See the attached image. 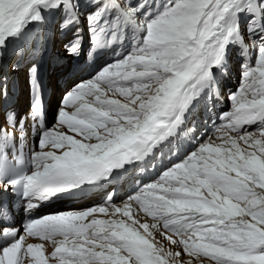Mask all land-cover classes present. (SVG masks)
Masks as SVG:
<instances>
[{
    "label": "snow or ice",
    "instance_id": "6c2138e0",
    "mask_svg": "<svg viewBox=\"0 0 264 264\" xmlns=\"http://www.w3.org/2000/svg\"><path fill=\"white\" fill-rule=\"evenodd\" d=\"M82 22L89 56L130 47L71 84L49 126L37 61L69 32L64 52L78 58ZM234 51L231 109L196 137L189 114ZM22 68L24 114L9 103ZM0 100V264H264V0H0ZM29 134L38 143L25 151ZM188 135L193 148L119 204L107 192L83 210L14 216L17 199L30 213L102 187Z\"/></svg>",
    "mask_w": 264,
    "mask_h": 264
},
{
    "label": "bare ground",
    "instance_id": "6f19581e",
    "mask_svg": "<svg viewBox=\"0 0 264 264\" xmlns=\"http://www.w3.org/2000/svg\"><path fill=\"white\" fill-rule=\"evenodd\" d=\"M82 2H83V0H82ZM81 25L84 27L86 24L84 23V22H82L81 23ZM85 34H86V32H85ZM69 37H70V35H68ZM85 37H88V35H86ZM89 38V37H88ZM57 43V42H56ZM124 43L125 44H127V42H125L124 41ZM124 44V46H123V48H122V53H126V51L129 49V47L130 46H128V44L127 45H125ZM55 45V44H54ZM61 44H58V48L59 49H62L61 47ZM98 52H103V50H97ZM98 52H96V54L98 53ZM119 53H121V51L120 52H118V54L117 53H115V55L113 54V53H110L109 55V57H110V60H109V63H111L112 62V60H114L116 57H117V55H119ZM93 54H95V53H93ZM235 55H236V53H235V51H234V53H233V55H232V59H231V63H230V65H229V68H230V66L233 68L234 67V60H235ZM251 55H255V53L253 52V53H251ZM103 56V55H102ZM96 57H98V55L96 56H94V60L96 59ZM97 62V63H96ZM96 62H94V63H96V65H97V69L98 68H100V67H102L103 65H105L106 63H108V62H106V61H103V60H98V61H96ZM60 65V64H59ZM52 69H54V70H56L54 67H52V66H50V67H48V66H46V69H44V71H45V74H46V76L45 77H47V74H48V77H49V79L51 78V73L53 74V70ZM90 70V69H89ZM75 73H74V75H73V77L75 76V77H77L76 75L78 74V72L79 71H74ZM87 72V74L89 73V71H86ZM231 73L232 72H234V69H233V71H230ZM230 72L228 73V77L230 78V83L228 84V86L226 87V88H228V91L231 93V91H236V89L239 87V83H240V72H239V76H238V79H237V81L235 80L236 78H232L231 77V75H230ZM24 73H25V71L22 69V70H20L16 75L20 78L21 76H22V74H23V76H24ZM16 76V77H17ZM60 77V76H59ZM61 77H63V76H61ZM80 78V77H79ZM82 78V77H81ZM220 78H221V82L219 81L220 80ZM60 79H62V78H60ZM71 78L70 77H66V79H64V82H63V84H65L68 80L69 81H71L70 80ZM81 79H77V80H74L71 84H73V83H76V82H79ZM218 81H219V83H218V88H220V86H221V84L223 83L222 82V77H221V75H219L218 74ZM46 82H47V84L49 85V80H47V78H46ZM71 84H69V86L71 85ZM58 85V84H57ZM53 88L54 89H57V86L56 85H53ZM52 93H50V94H52L51 95V97L52 96H54V95H60V92H58V93H56L57 92V90H55V92H53L52 90H50ZM22 93H23V88H22V86L20 87V91H19V95L17 96V103H16V106H18L19 107V111H21L23 114L24 113H27V110H24V106L25 105H27V103H26V99H25V95L23 96L22 95ZM62 93V92H61ZM215 93V95H216V93L217 92H214ZM223 92L222 91H220V94H221V96L219 97V98H215L214 100V102H213V104H212V101H213V93L211 94V97H210V100H211V105H209V108L210 107H212L213 105L215 106V109H214V107L213 108H210V110H207L206 109V113L205 114H201V115H199L198 116V119L195 121V123H194V126L196 125V124H199L200 126H202V127H198V126H195V127H193V128H189V129H194L195 130V136L196 137H204L205 136V133H207L208 135H211L212 134V132H213V125L214 124H216V125H219L220 123H221V121H220V119H219V117H220V115L223 113V112H225V111H221L222 109H225L224 107H226L227 106V104H226V100H227V102H229L230 103V101H229V99H228V96H229V94L230 93H228L227 95H226V93L224 92V94H222ZM54 94V95H53ZM206 95H207V97H206ZM208 95H210V93H207V94H205L201 99H200V101L193 107V109H192V111H191V113L189 114V117H188V121L187 122H189L191 119H192V113H193V110L195 109V110H198V107L199 106H201L200 104L201 103H204V108H206V104H207V101H209V98H208ZM58 99V98H57ZM222 99V100H221ZM217 100V101H216ZM221 100V101H220ZM53 102H54V100L53 99H51L50 100V103H49V105L51 104V106H52V104H53ZM50 106V110H52V107ZM231 109V104L229 105V110ZM217 110V111H216ZM228 110V111H229ZM211 112H213L214 113V115H211V118H209V120L211 119V121L209 122V120L207 119L208 118V116H209V114L211 113ZM201 117V118H200ZM50 118V117H49ZM201 119V120H200ZM202 119H204V124L205 125H207V126H204L203 124H202ZM201 122V123H200ZM200 133H202V134H200ZM187 138H184L183 137V142H182V144H181V146H187V145H189L190 146V148L187 150V152L188 151H190L192 148H193V146H194V140H193V138H192V136L191 135H188V136H186ZM176 140H177V138H176ZM36 143H38V137H34L33 135H31V134H29V136H28V139H27V146H26V149H25V151H29V150H31L32 148H33V146H34V144H36ZM172 143V142H171ZM178 144H179V140L177 141V145H176V147H175V149L177 148V146H178ZM167 145H169V144H167ZM163 151V147L160 149V152H162ZM165 151H166V149H165ZM179 151H180V149H178L177 150V152L175 153V155H170V154H167V158H169L170 160H166L165 158H164V155H163V157H162V160L160 159V160H157L156 161V158H154L153 156H151V157H149V158H147L144 162H142V163H139V164H137V165H135V166H126V168L125 169H121V170H123V171H125V173H124V176H126L127 177V179H128V181H130V184H132V185H134V188H136L135 187V184L133 183L134 181H132V179L130 178V173H132L131 174V177L133 178V179H135V181H137V179H142L143 177V179H142V181H141V183L142 182H145V184L144 185H146V184H148V183H150L149 181H148V179H150V176H148V177H145V176H143L145 173H146V170H150V168L148 167L149 165H151V167H154L153 165L155 164V165H158V166H161V167H163L162 169L163 170H165L166 168H169V167H171L172 166V164H174V163H177V162H179L180 161V159H182L183 158V156L185 155V153H187V152H185L184 154H182V155H180V153H179ZM170 153V152H169ZM153 161H155L154 163H153ZM161 162V163H160ZM115 171V170H114ZM143 171H145V173H143V175H142V172ZM128 172H130V173H128ZM140 183V184H141ZM129 185V184H128ZM143 186V185H142ZM109 187L111 188V189H113L114 191H117L118 190V186H116V185H109ZM133 187V186H132ZM138 188L139 187H141V185H139V186H137ZM71 194H73V195H75V193L74 192H72ZM0 195H2V194H0ZM82 198H84V199H76V198H74L73 199V201H72V203L71 204H68V201L67 200H65V202L63 203V204H60V202H56V203H54V205H51V206H49L45 211H44V213L46 214V215H49V214H56V213H61V212H68V211H76V210H83V209H85V208H88V207H91V206H93V205H100V204H102L103 202H104V200H105V194L104 193H101V190L100 191H98L97 193L95 192V193H92V194H88L87 196H85V197H82ZM116 203L117 204H119L120 203V201H116ZM17 214H18V212H14V216L16 217L17 216ZM29 242H35V241H29ZM48 250L49 251H51V247L49 246V248H48ZM186 259H187V257H185Z\"/></svg>",
    "mask_w": 264,
    "mask_h": 264
},
{
    "label": "rangeland",
    "instance_id": "374dc122",
    "mask_svg": "<svg viewBox=\"0 0 264 264\" xmlns=\"http://www.w3.org/2000/svg\"><path fill=\"white\" fill-rule=\"evenodd\" d=\"M86 26V25H85ZM84 26V27H85ZM66 35H71V33L69 32V33H67ZM125 42H127V44H128V46H130L129 45V42L128 41H125ZM88 43H89V40H88V37H85V41H84V43L82 44V49L84 50V48L88 45ZM126 44V45H127ZM56 50V49H55ZM100 50H102V49H100ZM96 52H98V51H96ZM96 52H95V54H93L92 56H90V61H89V63L86 65V66H88V70L89 69H91V68H93L94 67V70H96L97 69V65H96V61H98V60H102L101 58L103 57V56H101V58H98V59H95L94 60V56L95 55H98V53L96 54ZM127 52V51H126ZM114 55H115V53H113ZM119 54H121V53H119ZM238 55L236 54L235 55V60H234V69H235V77H234V73H232L231 75H232V78H236L235 80L237 81V79H238V76H239V72H240V64H241V60H240V58L238 57ZM97 58V57H96ZM62 61V60H61ZM90 62H92V65H89L90 64ZM94 62H96V63H94ZM56 66H60L62 63L59 61V60H56ZM60 64V65H59ZM56 66H52V67H56ZM85 66V67H86ZM55 69H57V68H55ZM87 69H85V70H87ZM93 70V71H94ZM238 71V72H237ZM91 72H89L88 74H80L81 75V77H84V76H86V77H88L89 76V74H90ZM93 73V72H92ZM77 79H79L78 78V76L77 77H74L73 79H70L71 81H67L66 83H65V85H69V84H71L74 80H77ZM220 82H221V78H220V80H219ZM223 84V83H222ZM222 84H221V87H222ZM223 86H225V87H227L228 86V84H225V85H223ZM228 89V88H227ZM211 94H212V92H211ZM222 100V99H221ZM220 100V101H221ZM215 100L213 99V101H212V104H213V102H214ZM226 104H227V106L226 107H224L225 109H222L221 111H228L229 110V105L231 104V103H229V102H227V100H226ZM214 107V109H215V106L213 105L211 108H213ZM200 108V106L198 107V109ZM217 111V110H216ZM53 115L50 117V119H49V122H48V124H49V126H51L52 124H54V121H55V118L53 119ZM209 118H211V116H208V120H209ZM201 123V122H200ZM203 124V123H202ZM198 127H202V126H198ZM184 138H187L186 136H184ZM182 144V143H181ZM190 148V146L189 145H187V146H181V147H179V149H180V151H179V153H180V155H182V154H184L188 149ZM170 152V151H169ZM170 154V153H169ZM171 155V154H170ZM175 155V154H174ZM166 157H168V156H166ZM166 157H165V159H166ZM158 160H160V158L158 159ZM167 161L168 160H170L169 158H167L166 159ZM149 168L151 167V165H149L148 166ZM154 167H158L157 168V170L158 169H161L162 171H164L162 168L163 167H161V166H158V165H155ZM153 168V167H152ZM152 170H151V168H150V170H146V173H145V171H143L142 172V175H143V173H145L143 176H145L146 174V176L145 177H148V176H150L151 175V172ZM148 172H150V173H148ZM150 174V175H149ZM160 175V174H159ZM159 175H156L153 179H152V181L153 180H155V178L157 179L158 178V176ZM143 183V182H142ZM119 199H117L116 201H118ZM121 201V200H120Z\"/></svg>",
    "mask_w": 264,
    "mask_h": 264
}]
</instances>
